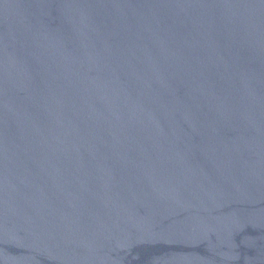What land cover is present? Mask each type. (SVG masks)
Here are the masks:
<instances>
[{"label": "water", "instance_id": "water-1", "mask_svg": "<svg viewBox=\"0 0 264 264\" xmlns=\"http://www.w3.org/2000/svg\"><path fill=\"white\" fill-rule=\"evenodd\" d=\"M0 264H264V0H0Z\"/></svg>", "mask_w": 264, "mask_h": 264}]
</instances>
